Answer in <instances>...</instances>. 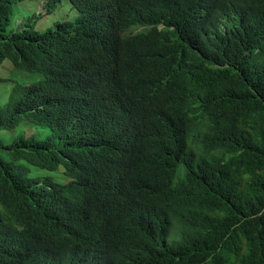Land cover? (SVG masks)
Instances as JSON below:
<instances>
[{"label": "trees", "instance_id": "obj_1", "mask_svg": "<svg viewBox=\"0 0 264 264\" xmlns=\"http://www.w3.org/2000/svg\"><path fill=\"white\" fill-rule=\"evenodd\" d=\"M13 1L0 0V30L8 23ZM70 1L80 11L78 18L93 26H107L109 33L114 25L127 29L146 21L158 24L161 18L180 25L185 16L194 40L199 41H189L182 34V42L157 35L139 45L123 43L124 61L126 52L130 60L122 66V78L131 80L143 97L164 99L163 109L175 117L181 144L175 151L155 146L152 156L138 164L142 187L124 200L136 206V217L124 216L120 221L138 233V243L128 244L102 233L96 237L104 243L88 240L92 244L83 248L84 253L98 264H121L136 254L148 256L143 264H264V77L250 73L255 58L248 55H234V71L225 65L209 68L201 63L217 51L220 36L209 32L216 14L222 17L236 8L237 14H251L254 21L264 14V0H218L205 14L189 1L158 0L154 7H143L142 0H123L122 14L114 17L106 5L109 0ZM82 2H88L90 9L96 2L101 18L107 21L89 18L78 6ZM110 10L114 13L111 4ZM28 37L35 43V33ZM0 55H5V44L0 45ZM137 58L151 60L154 66L137 70ZM3 60L0 57V63ZM179 66L187 75H179ZM121 76L104 82L116 86ZM120 92H110L109 99L120 98ZM43 104L42 100L20 98L15 89L9 103L0 107V134L21 124L44 125L51 131L48 138L38 140L30 128L10 143L0 135V264H54L47 261L43 250L48 235L39 214L27 210L17 215L14 208L28 185L41 182L31 172L50 162L48 151L68 146L82 154L92 145L113 155L120 144L114 140L120 132L117 129H87L86 137H79L85 118L79 111L91 105L85 98L77 99L73 112L66 108L50 111ZM115 165L108 163L109 168ZM126 206L118 213L110 207L97 209L98 227L103 230L115 223ZM5 251L15 252L20 263ZM90 264L95 263L91 260Z\"/></svg>", "mask_w": 264, "mask_h": 264}, {"label": "clouds", "instance_id": "obj_2", "mask_svg": "<svg viewBox=\"0 0 264 264\" xmlns=\"http://www.w3.org/2000/svg\"><path fill=\"white\" fill-rule=\"evenodd\" d=\"M26 1L41 3L39 13L30 16L26 22L22 21L20 28L7 33L13 7ZM63 1L14 0L11 4L8 23L0 30L2 35L0 43L5 44V55H0L4 59L0 67L8 62L10 64L8 67L11 66L21 73L39 75L40 79L33 83H16L6 104L9 103L15 89L18 90L20 98L44 101L42 108L46 107L50 111L54 108L77 111L75 108L77 99L83 97L91 105L86 110L79 111L85 116L81 121L79 131H82L79 137H86L87 129L102 128L105 131L117 129L120 132L116 134L114 140L120 144L113 155L97 151L92 145H89L82 154L75 150L70 151L68 146L48 151L46 159L50 162L45 161L43 167L37 169L59 172L67 182L37 178L36 180L41 182L28 185V190L17 203H14V208L17 215H23L27 210H34L39 214L36 216L43 221L48 235L43 250L45 255H48L49 263L90 264L93 260L98 264V260L83 251L84 247L92 244L88 240L96 239L101 241V244L104 243V239L96 235L103 233L102 235H109L121 242L134 245L139 241L138 233L130 231L128 225L120 223L124 216L129 220L136 217L134 212L136 206L127 205L124 200L142 187L141 169L138 164L146 162L152 156L155 146L164 151L179 150L182 138L175 117L163 109L164 99L160 95L158 99L155 97L153 100L143 97L136 92L131 80L122 78V72H125L122 66L130 60L129 53L126 52L124 61L122 45L132 42L139 45L141 42L156 38L157 35L168 37L171 42H182V34H185L189 41H199L194 40L196 38L187 16L188 24L185 16L180 25L168 23L161 18L158 24L157 21H152L151 25H148L150 21H146L145 24L133 25L127 29L119 30L114 25L112 32L109 33L107 26H93L88 20L78 18L81 16L80 11L70 0L66 1L77 13L75 20L57 21L46 30L38 31L35 28L36 23L53 14ZM175 1L192 2L197 10L205 14L218 0ZM157 2L158 0H142L143 7H154ZM109 3L114 13L111 12ZM109 3L106 1L113 17L122 14L123 0H109ZM78 6L89 14V18L97 17L103 23L107 21V18L103 16L101 18V11L96 7V2L91 9L88 2L79 3ZM225 14L219 17L217 13L214 24L209 27L210 33H217L220 36L217 51L215 54L212 51L211 55L201 60V63L209 68L225 65L234 71L237 70L233 63L234 55H248L255 58L250 73L254 77L263 78L264 14H260L254 21L251 14H237L236 8L226 11ZM31 33L37 36L35 43L29 40L28 35ZM204 44H202L204 47H209ZM248 44H253L254 47H248ZM196 52L200 55L197 48ZM134 66L141 70L151 69L154 65L151 60L137 58ZM189 66L191 67V64ZM178 72L181 76L188 73L182 72V66H179ZM119 73L122 81L118 85L104 82L112 76H118ZM0 78L4 79L0 84L12 83L9 78L1 76ZM115 87L122 91H116ZM110 92H120V98L110 100ZM22 114H19L20 117ZM23 125L31 128L43 127L49 134L51 133L44 125ZM109 161L115 162L116 165L109 168ZM26 165L30 167L27 163ZM124 206L125 211L121 213V217L119 215L115 223H110L103 230L98 227L97 209L110 207L118 213V209H123ZM5 253L20 263L21 257L15 252ZM147 258L148 256L143 254H136L121 264H143Z\"/></svg>", "mask_w": 264, "mask_h": 264}, {"label": "rangeland", "instance_id": "obj_3", "mask_svg": "<svg viewBox=\"0 0 264 264\" xmlns=\"http://www.w3.org/2000/svg\"><path fill=\"white\" fill-rule=\"evenodd\" d=\"M40 7L41 3L36 1H26L24 3L15 5L13 7L10 23L7 26V33L20 28V23L22 21L26 22L30 16L37 15L40 11ZM76 17L77 13L72 9L71 5L66 0H64L53 14L37 22L35 28L38 31H44L57 21H73ZM8 65L10 64L5 62L4 65L0 67V76L9 78L12 81V83L8 82L5 84H0V106L6 104L11 90L16 83H33L40 79L39 75L21 73L14 70L11 66L8 67ZM30 128L31 127L21 124L14 130L1 132L0 135L6 143H10L23 133L28 134ZM31 129L35 132V138L38 140H43L49 136V131L43 127H33ZM31 174L32 177L36 179L52 178L56 182H67V179L59 172L52 173L33 168Z\"/></svg>", "mask_w": 264, "mask_h": 264}]
</instances>
